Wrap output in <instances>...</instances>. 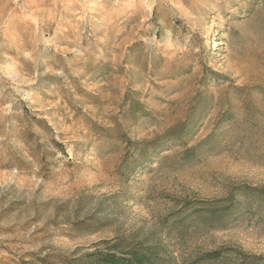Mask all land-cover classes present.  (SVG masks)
I'll return each instance as SVG.
<instances>
[{"label": "rangeland", "instance_id": "obj_1", "mask_svg": "<svg viewBox=\"0 0 264 264\" xmlns=\"http://www.w3.org/2000/svg\"><path fill=\"white\" fill-rule=\"evenodd\" d=\"M264 264V0H0V264Z\"/></svg>", "mask_w": 264, "mask_h": 264}, {"label": "trees", "instance_id": "obj_2", "mask_svg": "<svg viewBox=\"0 0 264 264\" xmlns=\"http://www.w3.org/2000/svg\"><path fill=\"white\" fill-rule=\"evenodd\" d=\"M114 261H115L114 259H111V262H113L112 264H132V261L130 259L122 260V262L120 263H116Z\"/></svg>", "mask_w": 264, "mask_h": 264}]
</instances>
